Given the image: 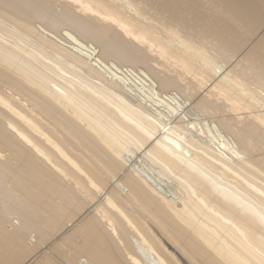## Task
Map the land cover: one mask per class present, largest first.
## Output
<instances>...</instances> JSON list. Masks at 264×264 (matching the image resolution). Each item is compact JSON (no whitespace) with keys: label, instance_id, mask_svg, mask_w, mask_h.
I'll return each instance as SVG.
<instances>
[{"label":"bare ground","instance_id":"bare-ground-1","mask_svg":"<svg viewBox=\"0 0 264 264\" xmlns=\"http://www.w3.org/2000/svg\"><path fill=\"white\" fill-rule=\"evenodd\" d=\"M0 264H264V0H0Z\"/></svg>","mask_w":264,"mask_h":264},{"label":"rangeland","instance_id":"rangeland-1","mask_svg":"<svg viewBox=\"0 0 264 264\" xmlns=\"http://www.w3.org/2000/svg\"><path fill=\"white\" fill-rule=\"evenodd\" d=\"M138 163L140 162V161H137ZM57 237V236H56ZM56 237H54L53 239H51L50 241H48V244L46 243V245L48 246L52 241H54V239L56 238ZM49 247V246H48Z\"/></svg>","mask_w":264,"mask_h":264}]
</instances>
